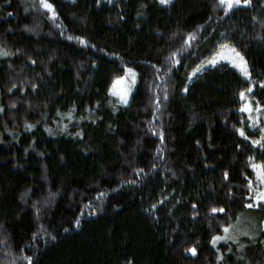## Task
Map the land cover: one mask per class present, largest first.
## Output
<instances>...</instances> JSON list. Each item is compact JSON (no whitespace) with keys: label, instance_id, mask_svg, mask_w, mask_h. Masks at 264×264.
<instances>
[{"label":"trees","instance_id":"1","mask_svg":"<svg viewBox=\"0 0 264 264\" xmlns=\"http://www.w3.org/2000/svg\"><path fill=\"white\" fill-rule=\"evenodd\" d=\"M48 3L0 0V264H264V0Z\"/></svg>","mask_w":264,"mask_h":264},{"label":"rangeland","instance_id":"2","mask_svg":"<svg viewBox=\"0 0 264 264\" xmlns=\"http://www.w3.org/2000/svg\"><path fill=\"white\" fill-rule=\"evenodd\" d=\"M69 1H71V0H69ZM225 45H228V44H225ZM228 46H229L228 48H222V46H221L218 49V51L211 58H209L207 61H205L204 63L201 64V65H203V68H201L200 71L196 72V74L193 75V72L197 69L196 68L191 74V80L190 81H193L194 78L196 77V75L198 73L202 72L203 70H205L206 68L212 67V66H216V65L222 64V63L230 64L231 66H233L236 69H238L241 74H243V72H241L240 68L236 66V64L240 63V61L230 51L231 48H234V49H236V48L231 46V45H228ZM0 53L2 54L1 50H0ZM240 55L242 56L241 53H240ZM212 58H216L217 59V63L215 65H212V64L208 63V61L210 59H212ZM244 61H246V60L244 59ZM247 67H248V65H247ZM248 70H249V68H248ZM133 73H135L133 70L131 72H129V69H126L124 76L121 77V78H118L117 80H115V82H114V84L112 86L111 94L121 104H125L123 102V100H122V96H124L126 94L127 95V100H128V103H129L130 99H131V96H132V93L135 90L137 78H136V73H135V83H133ZM245 100H246L245 101V107H247L250 104L248 103L247 97H246ZM247 112H249V111H247ZM251 112L252 111H250V113ZM253 124L255 126L258 125V116H254ZM263 134H264V130H263ZM260 190H264V185H261L259 183V181L257 180V173H256V184H254L253 187H252V198L255 197ZM253 200H254L255 205H257V204L259 205L261 202H264V201H257L255 199H253ZM247 221H245V219H243L238 224L239 227H234L235 225L233 227H229L228 228L229 229L228 232L224 231V233L222 235H218V236H224V237H226V239L216 240L215 243H213V241H212V246L213 247H217L220 243L225 242V241H233V242L237 241L239 238H241L246 233V230H247V224L246 223H247ZM262 228L264 230V224H263ZM230 237H235V238L233 239V238H230Z\"/></svg>","mask_w":264,"mask_h":264},{"label":"snow or ice","instance_id":"3","mask_svg":"<svg viewBox=\"0 0 264 264\" xmlns=\"http://www.w3.org/2000/svg\"><path fill=\"white\" fill-rule=\"evenodd\" d=\"M171 2V0H160V3L161 4H169ZM40 3L43 5L44 8L50 10V11H54L53 9V5L51 3H48V0H40ZM245 4V5H248L251 3V0H218V6L219 7H223L225 9V14H227L229 11H231L233 8L241 5V4ZM69 39H71V37H69ZM229 46L228 45H222V48H228ZM230 51L235 55V57L240 61V63L236 64L237 67L240 68L241 72H243V74L246 76V77H250V72L248 70V67H247V63L246 61H244V58L243 56L240 55V53L234 49V48H231ZM2 54L4 55H7L8 53L6 51H4ZM179 61H177L178 63ZM209 64H212V65H215L217 63V59L216 58H212L208 61ZM203 68V65H201L200 67H198L194 72H193V75L196 74V72L200 71V69ZM132 70L129 69V72H131ZM133 83H135V73H133ZM248 92H251L252 89L249 88L247 89ZM242 97H245V94L244 93H241L240 94ZM246 99V97H245ZM122 100L125 104L128 103V100H127V95L125 94L124 96H122ZM243 111H252V108L251 106H247L245 107L244 109H242ZM31 127V126H29ZM241 135H245L244 131L241 129ZM264 135L261 136V139L259 141H253V143H261L262 146H264ZM253 169L256 170V173H257V180L259 181V183L261 185H264V162H261L260 164H256L254 163L252 165ZM227 175V174H225ZM249 187H251V181H249ZM253 199L257 200V201H264V190H260L258 192V194L253 197ZM248 207H253L254 205L253 204H249L247 205ZM255 206H259L258 204L255 205ZM224 212V209L223 208H220V209H217V208H212V212ZM79 221L76 222V227H79ZM225 232H228L229 229L228 228H225L224 229ZM247 234V233H245ZM230 238H235V237H230ZM53 239H55V237H53ZM221 239H226V237L224 236H217L214 238L213 240V243H215L216 240H221ZM241 247H243V245H241ZM190 251L195 254L196 250L195 248H192L190 249ZM29 264H31V260L29 259Z\"/></svg>","mask_w":264,"mask_h":264}]
</instances>
